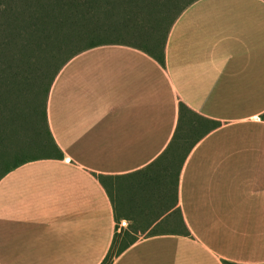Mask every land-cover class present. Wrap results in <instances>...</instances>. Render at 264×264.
I'll return each mask as SVG.
<instances>
[{
    "label": "crops",
    "instance_id": "0c3cea01",
    "mask_svg": "<svg viewBox=\"0 0 264 264\" xmlns=\"http://www.w3.org/2000/svg\"><path fill=\"white\" fill-rule=\"evenodd\" d=\"M180 102L220 125L188 153L176 198L135 188L118 213L98 175L156 171ZM47 113L64 156L0 179V264H101L122 221L142 236L112 264H264V0L192 2L164 65L127 44L78 52Z\"/></svg>",
    "mask_w": 264,
    "mask_h": 264
},
{
    "label": "trees",
    "instance_id": "16d2710c",
    "mask_svg": "<svg viewBox=\"0 0 264 264\" xmlns=\"http://www.w3.org/2000/svg\"><path fill=\"white\" fill-rule=\"evenodd\" d=\"M194 1L0 0V179L22 163L63 158L49 126L47 105L54 79L71 57L96 46L119 43L148 52L164 65L170 30ZM145 13L154 17L146 28L142 22ZM124 32L141 42L108 40ZM219 125L180 102L174 152L156 171L98 175L116 211L133 210L132 199L122 193L135 188L145 189L165 206L168 198H176L182 163L195 144ZM22 130L25 137L18 141ZM127 235L115 232L101 264H112L115 256L137 240H129Z\"/></svg>",
    "mask_w": 264,
    "mask_h": 264
},
{
    "label": "rangeland",
    "instance_id": "374dc122",
    "mask_svg": "<svg viewBox=\"0 0 264 264\" xmlns=\"http://www.w3.org/2000/svg\"><path fill=\"white\" fill-rule=\"evenodd\" d=\"M146 14V15H145ZM144 14V19L142 20V22H145L144 25H145V28L148 26L150 20H154V17H152V15L150 16L149 14L145 13ZM171 14V13H170ZM169 15V13H168ZM165 24V23H164ZM145 30V29H144ZM141 31V30H139ZM137 36V35H136ZM108 38V37H107ZM111 40V41H122V42H128V43H132V44H137L141 41H139L140 39H137V37H132L131 34H127V32H124L123 35H120L118 38L116 36L114 37H109L108 40ZM26 104V103H25ZM24 104V105H25ZM25 137V132L22 130L18 133L17 135V139L18 141L20 139H23ZM122 195L126 198H132V196L134 195L131 191H125L122 193ZM138 223H136L135 221L132 222V224L128 223L127 226L123 227L121 230H119V225H118V232H120L122 235L124 234H128L127 235V239H132V238H139L141 237L142 235L139 234V235H134L133 233L130 232V230H132L133 232H135L136 234L138 233V230L140 229V226ZM142 227V226H141ZM143 231V229H141Z\"/></svg>",
    "mask_w": 264,
    "mask_h": 264
},
{
    "label": "built area",
    "instance_id": "2783aa9c",
    "mask_svg": "<svg viewBox=\"0 0 264 264\" xmlns=\"http://www.w3.org/2000/svg\"><path fill=\"white\" fill-rule=\"evenodd\" d=\"M127 224H126V221H122L120 222V227H125Z\"/></svg>",
    "mask_w": 264,
    "mask_h": 264
}]
</instances>
